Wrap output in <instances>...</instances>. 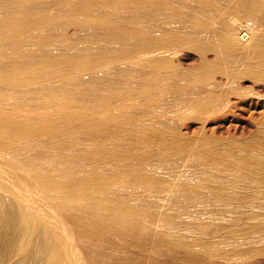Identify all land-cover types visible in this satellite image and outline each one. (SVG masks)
I'll list each match as a JSON object with an SVG mask.
<instances>
[{"label":"bare ground","instance_id":"bare-ground-1","mask_svg":"<svg viewBox=\"0 0 264 264\" xmlns=\"http://www.w3.org/2000/svg\"><path fill=\"white\" fill-rule=\"evenodd\" d=\"M8 1L19 9L0 15V45L7 48L0 50V264H111L117 253L149 243L155 251L223 256V243L264 240V129L226 149L204 147L207 136L200 147L185 138L176 143L184 134L153 120L160 114L152 94L165 90L146 82L123 89L128 81L119 74L131 65L164 69L171 94L207 96L194 101L198 113L214 111L231 93L238 110L264 109V0ZM185 20L195 33H181ZM64 26L91 27L102 42L93 52L36 58L32 49L49 48L57 33L61 48H73L59 34ZM185 45L223 55L229 65L215 78L203 61L195 80L176 79L167 54ZM86 76L91 83L83 84ZM232 78L252 85L224 92ZM194 152L210 157L220 181L182 179L174 188L165 164ZM203 203L213 216L233 212L230 224L212 225L215 238L207 236L210 223L197 224ZM187 227L208 232L189 238Z\"/></svg>","mask_w":264,"mask_h":264},{"label":"rangeland","instance_id":"rangeland-1","mask_svg":"<svg viewBox=\"0 0 264 264\" xmlns=\"http://www.w3.org/2000/svg\"><path fill=\"white\" fill-rule=\"evenodd\" d=\"M12 4H11V1L0 0V9L2 10L4 8L3 11L0 10V15L2 14L1 12L3 13L7 12V9L9 7L11 8V12L13 11L15 12V10L19 7L18 6L19 4L15 3L16 6L15 4L13 5ZM188 4L189 3L187 2V5ZM194 4L196 3L194 2ZM12 9H15V10H12ZM20 9L21 10L19 11L23 12L22 8ZM35 9L36 8H31L32 11H34ZM51 10L56 11L57 7L52 6ZM116 19H118V21H121L119 20L121 19L119 16H117ZM178 23L182 25L181 33H185V34L195 33V27L189 21L185 20V21L178 22ZM244 24H246V26L248 25L247 22H245ZM61 29L64 33L61 31ZM51 30L52 31L49 30L48 32H53V33L58 32L57 30L55 31H53V29ZM41 31H43L42 33H44V31L46 32L45 29ZM59 32H61L59 34L63 33L61 36L63 37L65 36L66 42L71 41V40L74 41V46L72 49L60 47L61 40H59L56 37L58 33L54 34L55 36L54 35L52 36V40L49 44V48H45L44 51L37 49V48L36 49L38 50V52L36 51L35 48L34 49L27 48V49L28 50L32 49L33 50L32 53L34 54L36 58H37V54L40 57L41 54L43 53H47L51 56L61 54L65 51L67 52L85 51L88 53V52H93V50H95L98 47V45L102 42L101 39L103 38L102 33L94 31L91 27L81 28L77 26L75 28L73 27L69 28L68 26L67 27L64 26L59 29ZM65 33L66 35H64ZM132 44L133 42L131 43V45ZM110 45H114V44L111 42ZM30 46L32 47V45H29L28 47ZM4 47L6 46L0 45L1 52L3 49H4L3 52H5V49L7 50V48H4ZM192 48H193L192 46H188V45L180 46V47L172 49L170 53L167 54L169 63L174 67V70L172 71V75L176 79L184 80L186 83L195 80L193 78V72L195 70V67L198 66L203 61H208L210 63L211 71L213 72V77L215 78H218L219 71H224L229 65V60L223 55H219L217 58H214V56L210 53H208L206 56ZM165 73L166 71L164 69L157 70L156 72L149 68H145L141 66H133V65L121 68L119 72V74H121V76L128 81L125 85L121 87L123 89L124 88L134 89V88H137L142 82H146L150 85L161 86L165 90L164 93L160 97L155 93L152 94L155 98H158L157 103L154 104L152 108L157 113L160 114L159 116H157L158 118L155 117L153 120L154 122H158V123L159 122L166 123L168 125L167 127H165L167 131L176 130L178 132L183 133L185 137H182L181 140L177 139L176 143L181 142L185 138L184 139L185 145L192 144V145H195L196 147H200L201 142H203L204 140L203 138L207 136L209 137V139H207L206 142L203 144L204 147H208L211 151L216 150V147L220 149H226L230 146H237V145H243V144L246 145L249 142L250 137L254 133H256L258 130L264 129V109L258 108V111H255V112L252 109H245V110L236 109L233 106V100L235 99V95L233 93H231L229 96L221 95L216 102L214 111H205L203 113H198L192 107L194 104V101L205 100L207 96H203V94H199L198 91H194L192 93L180 92L177 95L171 94L170 92H168L169 89L166 87L165 82L163 80ZM82 81H83V84L91 83V79L88 76H86ZM242 81H243L242 79L232 78L231 80H228L225 84H223L221 89H224V92H225L229 89L231 90L240 89V88L249 89L251 87L252 85L251 81H245L246 83L244 84L242 83ZM1 101H2V104L4 103L6 105V106L3 105L2 107L4 108L8 107L7 104L9 105L10 101H5V102L3 100ZM230 108L234 109L235 111L230 110ZM138 113H141V112L138 111ZM166 138L168 139V136H166ZM247 149L249 150V148ZM142 150L143 149L141 148L139 149L140 152H142ZM210 161H211L210 157L204 156L203 153L194 152L188 158H185L184 160H179V161L177 160L175 162L172 161V162L166 163L162 171L165 174H167L169 177L175 178L174 179L175 184L173 185L174 188L177 186L176 183L182 179H190V180L193 179L194 180V179H198V178L200 179L201 177H204V178H210L211 180L213 179L215 181L216 180L220 181V179H217L215 177L213 178L214 176L212 172L213 166L210 163ZM210 179H207V180H210ZM217 202L216 201L214 203L212 202L213 204L211 205L212 206L214 204L216 206L219 205V204H216ZM209 204L208 203L202 204V206H204V208L206 209L204 210V212L206 211L205 213H208V214H204V212L202 213L203 208L201 207V205H199L198 208L201 207V211L200 209H198L196 211L197 213L194 212L195 214L198 215L200 211V216L196 215L197 221L198 220L199 221L197 222L195 218L193 219V217H190L191 218L190 221L192 220V222H194L195 224L196 222L198 224L199 222L201 223L203 221V223H205L203 226L204 227L206 226L205 227L206 229H207V225H210V224H211L210 226H212L213 224L216 225L215 223L216 220L220 224L221 220L219 219H223V223L225 225L230 224L229 220L232 218L233 212H231L232 214H225L226 218L223 215H222L223 218H221L222 216L220 217V215L213 216L212 214H210L209 211H207V208H209L210 206L206 207V205H209ZM198 217H200V219H198ZM193 220H195L196 222ZM204 227L202 228L193 227L192 233L190 232L192 231V229H190L192 227H187V229L189 228V231L186 228L184 231L185 232L188 231L190 233V234L188 232L186 233L187 236L188 234L190 235L188 236L189 238H194L198 236V233L197 235L194 234L197 229H198L197 230L198 232L199 230L200 231L202 230L205 232V234H207V232L210 231L211 229L210 231L211 233L208 232L207 236L211 234L212 236L211 235L209 236L213 238V235H214V238H215V235L217 232H214L213 230L216 229L217 227L215 226H214L215 228L213 226L208 227L207 229L208 231H205L206 229ZM240 240L241 241H239V239L235 240L236 243L234 241H230V243L227 242V243L222 244V246L224 247V250L227 248L226 249L228 250L227 254H223L222 256L219 253L220 256L219 255L216 256L217 255L216 254L215 256L207 255V257L206 255L203 256L202 254H201L202 256L199 254L200 257L199 255L197 256L194 253L185 254L182 250L181 251L176 250L174 252L169 250V252H165L168 250L162 251L158 249L159 251L158 250L155 251V249L157 248H154L155 246L151 245L150 243L146 244L148 246L144 245L143 247H145V249H141V250L139 248H135L139 246H135V247L129 246L133 249H139L138 252H136L137 254L134 252L137 250L129 251L131 248L128 247L129 248L128 251L132 254H130L127 251V249H125L124 253L127 252L126 254H130V255H125L129 257L131 256L130 259L128 257L126 258L123 253H121L119 256H118L119 253H117V255H114L115 258L112 257L113 258L112 262L115 264V261L119 260V262L116 263V264H119L121 263L122 259H124L123 257H125L126 260L130 262V263L128 262L129 264H171V263L172 264H264V240L260 241L257 239L256 241L254 239L253 241L255 242H252V240H249V241L242 240V239ZM258 241L260 244L258 243ZM150 246H153V247H151L150 249ZM222 246L221 248H223ZM230 249L231 251H229ZM237 251H239L240 253H238ZM242 251L243 252L245 251L246 253H241ZM122 254L123 256H121ZM132 255H134V257H132ZM120 257L122 258L120 259ZM115 259H118V260H115ZM126 260L125 261L123 260L122 263L123 262H124L123 264L127 263Z\"/></svg>","mask_w":264,"mask_h":264}]
</instances>
